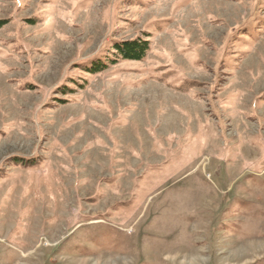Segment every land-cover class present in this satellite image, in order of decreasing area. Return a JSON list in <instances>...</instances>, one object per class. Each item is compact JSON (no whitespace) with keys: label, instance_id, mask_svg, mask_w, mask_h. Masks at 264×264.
Instances as JSON below:
<instances>
[{"label":"rangeland","instance_id":"obj_1","mask_svg":"<svg viewBox=\"0 0 264 264\" xmlns=\"http://www.w3.org/2000/svg\"><path fill=\"white\" fill-rule=\"evenodd\" d=\"M0 21V264H264V0H0Z\"/></svg>","mask_w":264,"mask_h":264},{"label":"trees","instance_id":"obj_2","mask_svg":"<svg viewBox=\"0 0 264 264\" xmlns=\"http://www.w3.org/2000/svg\"><path fill=\"white\" fill-rule=\"evenodd\" d=\"M1 26V21H0ZM113 52V60L116 59H125V60H140L144 57L147 50L149 49V43L144 39H130V40H120L115 41L112 45ZM106 58H97L94 59L90 66L86 68L87 71L91 73L99 72L102 69L106 68L107 63ZM110 60V59H109ZM112 60V61H113Z\"/></svg>","mask_w":264,"mask_h":264}]
</instances>
